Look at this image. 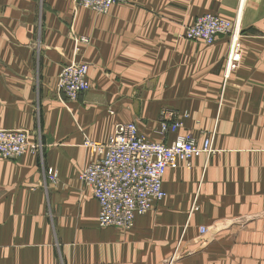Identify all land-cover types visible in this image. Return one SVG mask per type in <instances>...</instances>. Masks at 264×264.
<instances>
[{
  "label": "crops",
  "instance_id": "obj_1",
  "mask_svg": "<svg viewBox=\"0 0 264 264\" xmlns=\"http://www.w3.org/2000/svg\"><path fill=\"white\" fill-rule=\"evenodd\" d=\"M205 14L236 24L228 74L229 37H177ZM70 63L89 67L74 101L58 89ZM163 115L175 132L161 133ZM127 123L155 143L213 136L214 154L167 170L165 198L130 230L102 228L78 179L84 142ZM0 131L39 144L0 159V264H264V0H127L105 14L0 0Z\"/></svg>",
  "mask_w": 264,
  "mask_h": 264
},
{
  "label": "built area",
  "instance_id": "obj_2",
  "mask_svg": "<svg viewBox=\"0 0 264 264\" xmlns=\"http://www.w3.org/2000/svg\"><path fill=\"white\" fill-rule=\"evenodd\" d=\"M77 4L98 14H105L127 0H76ZM229 37V50L225 62L226 74L236 70L240 61L239 33L236 24L215 14L198 17L193 24L183 28L179 39L211 45L216 38ZM85 42V39H81ZM88 66L70 63L58 76V89L67 100L74 101L89 91ZM179 124L169 123L164 115L161 133H173ZM92 160L78 175L99 205L98 225L102 228L130 230L134 220L151 211L166 194L162 188L167 170L183 166L189 168L191 161L214 154L213 136L199 146L191 135L178 136L169 144L155 143L138 135L135 124H118L104 144L86 141ZM39 144L31 143L28 134L21 131H0V159L16 160L25 153L37 154ZM47 174L55 177L51 170ZM200 232H206L201 228Z\"/></svg>",
  "mask_w": 264,
  "mask_h": 264
}]
</instances>
